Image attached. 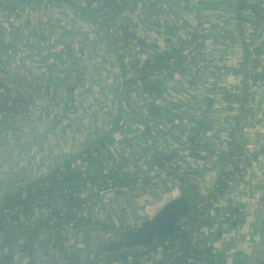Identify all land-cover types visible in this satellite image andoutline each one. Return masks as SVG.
Masks as SVG:
<instances>
[{"label":"built area","instance_id":"1","mask_svg":"<svg viewBox=\"0 0 264 264\" xmlns=\"http://www.w3.org/2000/svg\"><path fill=\"white\" fill-rule=\"evenodd\" d=\"M127 1L129 2V0ZM71 2L86 10L102 7L105 12H113L112 7L106 0H71ZM201 3L202 1L200 2V0H192L191 18L193 30L190 37L196 35L197 39L192 44L187 45L182 53L186 63L181 67L178 66L173 73L164 70L150 78V81L160 80L163 82L164 96L159 100L134 97L133 103L138 106L137 111L129 110L128 112V130L121 136L116 137L115 141L104 153L109 157L103 161L104 170L113 168V164L116 165V160L113 157L118 159L121 154L122 158L128 163H125L119 169V180H124V174H131L133 171L139 172L142 174L141 179L148 177L151 180L154 188L153 192H148L138 198L135 196L134 188L127 184L107 183L104 186H89L96 201V206L91 215L93 221L98 220L108 227L94 224L81 231L80 229L65 226L64 229L59 231V239L54 240L55 246L47 242L46 235L41 234L35 236L34 240L30 242L33 245L28 247L26 252L20 250L19 244L24 243V239L28 236L27 231L31 227H21L18 231L13 230L15 235L12 231L10 232V235L15 236L19 241H14V245L12 242L6 243L4 235L0 232V259L7 257L10 264H89L91 261L97 263L99 261L98 264H121V262L98 258L97 252L92 247L97 246L100 242L115 240L122 232L138 228L153 220L167 204L181 198L183 189L178 185L179 180L185 181L183 188L192 183L202 184L199 181L203 180L202 178L190 177L188 173L186 175L182 174L189 166H193L195 172L201 171L199 165L210 166L214 170L211 173L210 180L207 181L213 180L216 184H221L222 187H227L228 189L226 192H221V189L214 188L213 197L216 201L211 204L210 212L201 216L200 222L204 223L207 216H209L215 228L203 233L199 232V237L207 240L215 232L214 236L220 235V240L218 241L220 244L224 241V232L227 229L230 233L239 234L241 232L240 230H233V227L224 224V218L229 213H224V211H230L231 208L240 212L246 211L247 205L237 204L234 200L238 199L236 197L238 196L237 192L240 191L243 194V191L247 188L246 185L250 184L253 170L248 171L246 167L241 166L245 163H253V166L256 167L264 161V149L261 150L260 143H258L259 137L256 135L257 129L262 125V122L257 117L258 112L255 111V104L259 100L264 102V22H260L251 10L255 5L264 9V0H252L250 8L240 15L226 11L235 9L234 6H237L236 2H222L223 5H230L231 9L225 10L222 7L220 23L217 28L206 25L202 20V12L199 9ZM15 5L17 7L15 10H11L10 6V8H6L0 13V18L4 21L8 17L9 19L10 17L16 18L14 25L4 24L5 22L0 20V24L4 25L0 33V79L17 80L24 78L28 74L31 81H34L38 78L36 77L38 73L26 71L25 61L27 60L23 61L20 54L22 47H18L17 40L11 37L9 27L12 26L15 30L14 32L19 33L34 21L32 27H28L27 31L36 33L35 27L38 19L34 18L35 11L30 8H24L21 2H17ZM47 6L50 7L51 5L48 4ZM87 7H90V9ZM129 8L132 10L131 6ZM130 10L122 12L118 19L120 24H126L125 21L129 18ZM42 14L44 17L46 16L45 11ZM51 15L60 18L57 12L51 13ZM118 26L119 24L112 29L113 32H118ZM19 27L21 28L20 30H18ZM130 29L133 32L136 31L134 24L133 27L130 26ZM232 31L237 33L236 40L238 38L244 42L245 48L236 49V53L232 56V59L239 61L240 66L235 68L233 60L229 59L231 57L230 51H228L230 43L225 39H220L218 44L222 60L219 63L221 67L219 70L222 74H220V79L216 80L215 84L213 81H208L207 83V68L214 65V60L209 56L208 49L211 50L215 44L214 40L232 33ZM92 35L87 37V54H97L96 51L100 47L98 44L99 38H93ZM190 37L184 40L189 42ZM176 41L174 40V43ZM162 47V49H166V46ZM124 49L129 51L126 47H122L121 55L124 59H127L130 55ZM140 52L144 51L139 50L136 53L140 58L143 59L147 56L145 52V54H139ZM130 58L132 62L135 60L134 56H130ZM172 64L175 66V62H172ZM93 69L98 71L95 67ZM191 70L195 71V73L188 72ZM189 79H199L201 81L198 88H196L197 86L195 89L193 88V91L197 92L195 97H192L196 102L190 106H196L197 103L203 106L204 114L200 116L203 121L194 120L192 121L194 123L188 122L190 131L184 135L181 133L174 134L175 137L172 140L169 135L170 132L167 133L169 130H167L166 122H163L161 118L153 117L149 109L154 107L163 116L174 113L169 109L172 93L177 89L183 88V83L188 82ZM44 82L54 86L53 82ZM207 84L208 86H206ZM136 85L137 94H141L143 85L139 82ZM200 87L203 90L209 87L213 95H215L214 98L207 99L205 103L199 101L198 95L200 92L197 89H200ZM41 91L46 90L43 89ZM53 91V87H51L46 91L47 95L44 94L42 96L44 101L41 102V105L44 107V112L45 108L49 107V98L53 96ZM59 94L63 95L61 90ZM84 95L90 94L88 92ZM62 98L66 100L63 102L64 109L48 116L50 124L48 128L52 132L51 136L56 134V131H53V117L56 116L61 119L66 115L67 108L73 101L68 94L63 95ZM218 109H222L219 114ZM72 110L71 114L75 113L77 109ZM96 111L101 112L99 108H96ZM106 115L108 113L104 112V117ZM41 120L43 121V119ZM22 124L23 120L20 117L14 120L11 126L21 127L22 134H24L26 129ZM35 124L37 123L32 125ZM107 125L108 128H105L103 134L99 133L101 135L93 142H90L87 148L107 134L114 124L111 125L110 122H107ZM242 126L247 127L243 134H241ZM89 131H91V136L92 134L94 135L96 131L98 132V126L95 129L91 128ZM138 131H141L145 137L141 143L139 141L142 136L133 137ZM212 133H218V135H213ZM91 136L87 141L90 140ZM8 140L11 145L12 138L10 137ZM236 140L241 141L243 151L234 152L232 144ZM155 149H159L165 155L176 156L174 160L167 164V171L161 177L157 175L158 166L154 160ZM178 163L185 168L181 172L176 169ZM176 173L180 174V178L174 180ZM130 178L135 177L131 176ZM253 180L255 182L261 181L258 176H255ZM189 181L191 182L188 184ZM249 191L255 192L253 189L252 191L249 189ZM255 193L259 194L257 191ZM243 198L241 196V199ZM7 212L13 213L12 210ZM125 212L129 213V218L124 219ZM29 216V219H25L22 216L24 222L44 221L49 216V207L42 203L35 204ZM60 245L64 246L66 250L61 251L58 247ZM72 254H76L75 259L71 257ZM189 263L198 264L199 262L190 260Z\"/></svg>","mask_w":264,"mask_h":264},{"label":"trees","instance_id":"2","mask_svg":"<svg viewBox=\"0 0 264 264\" xmlns=\"http://www.w3.org/2000/svg\"><path fill=\"white\" fill-rule=\"evenodd\" d=\"M0 1V5L3 6L5 0ZM8 1L10 2L3 6L4 9L10 8V4L17 3H12L11 0ZM40 1H50L52 3L62 4L59 0ZM106 1L112 7L113 12H105L102 7L87 11H90L94 17L100 20L101 24L106 29L116 51H118L122 61L123 70L120 69L116 58L113 56L110 48H108V53L114 60L113 64L111 65V70L115 74V81H113L115 83V87L113 86L112 88V85L109 82L110 90L107 89L105 92L110 97L111 91L114 92L116 91V87L118 88L116 91V94L118 92L116 96L117 105L113 107L114 113L111 114V117L113 118L112 120H116L117 117L118 100L122 87V80L117 82L116 76H119V79H121V77L124 75L126 77V91L122 105V120L120 126L109 137L102 141L99 140L100 142L98 141L94 146L92 145L91 147L86 148L83 154L77 155L78 158L75 156L71 160L67 161L66 164L59 168L56 172L49 173L43 178H39L40 176L37 175L36 177L39 178L38 180H33L26 188H17L16 190H13L14 192H10L11 195L9 197L0 202V232L4 235L6 243L12 242L14 245V241H18L15 236L10 235L11 231H18V229L21 227H31V229L27 231L28 236L24 239V243L19 244L21 251H28V247L33 245L30 244V242L34 240L35 236L41 234L46 235L47 242L55 246L56 243L54 240L59 239V231L64 229L65 226L80 229L81 231L86 230L87 227H90L94 224L96 226L102 225L108 227L98 220L93 221V217L91 215L92 211H94V207L96 206V201L93 198L94 196L93 193H91L89 186L86 183H83L85 179L84 172L82 171L84 166H81L82 164L87 165V170L88 168L94 169L91 176L89 177V180L92 183H99V186H104L107 183L131 185L135 190V196L138 198H141L144 196V194H147L154 189L151 184V180L148 177H143V179H141L142 174L139 172L133 171L131 174H124V180L120 181L118 176H114L117 173L114 170L115 164H113V168L110 170H104L103 161L109 158L104 153L112 145L116 137L121 136L128 130V112L129 110L137 111L138 106L133 103L134 97L141 99H144L145 97L159 100L164 96L163 82L160 80L150 81V78L164 70L173 73L176 71L178 66H183V64L186 63V60L182 53L187 45L195 42L197 36L192 35L189 42L186 40H177L173 45V39L170 38L167 41L166 49H161L156 45H151L148 42L146 43V40L139 36L136 31H131L130 26L133 27V23L131 22L130 17L127 21H125L126 24L124 25L118 22L122 12L128 9L130 10V5L127 0ZM201 1L202 0H200V2ZM133 10L134 8L130 10V12ZM251 10L260 22H264V9L255 5ZM80 13L82 18L89 19L87 15L82 12ZM118 24V32H113L112 29H114V27H116ZM93 25L96 26L94 23ZM97 29L101 33L100 39L105 41L107 44L102 31L99 27H97ZM88 30L94 33L92 27L88 26ZM92 37L94 38L95 35L93 34ZM220 39L235 40L236 36H234L233 33H229ZM80 41L83 42L84 54L87 56V38ZM98 41L100 42V40ZM122 47H126L129 51L135 53L139 52V50L144 51L147 56L142 59L136 55L138 58H135V60L132 62L133 67H131L127 64V59H124L121 55ZM73 54H69V57L77 62V64H74L75 66L81 67L82 54L77 52V57H75V50ZM99 56L101 55L99 54ZM172 62H175V66L172 64ZM52 67L53 64L50 68L44 70L45 76H47L49 73L55 72V69ZM66 69L63 73V75L66 76V81L60 82L59 79H57L53 81L54 86H51L49 83H45L43 81V77L38 78V85L40 86H34L31 84L32 81L28 74L24 78L17 80L0 79V144H3V141L9 142L8 138L10 137L12 139L17 138L18 134H22L21 127L19 128L16 126H11L14 120L23 117L25 120L32 121L34 116V107L44 101L42 96L44 94L47 95L46 91H48L51 87H53L54 94L49 98V102L56 100V103L51 107H47V109L45 108V111L47 112V115L45 114L46 116L54 115L55 112L64 109V104L59 103V100L61 99L59 92L62 87H65L69 94L74 93L78 89H81V92L84 93V82L86 81V76L84 80L77 81V76L68 74L70 70L69 66ZM138 82L143 85V92L141 94H137L136 84ZM116 83L118 85H116ZM88 84L92 85L91 82H88ZM34 87H37V90H34ZM87 88L89 89L90 86H87ZM43 89L46 91H41ZM72 111L73 110H71V112ZM149 111L153 117L161 119L164 118L163 115L159 113L154 107H151ZM95 112L96 110L92 109V111H89L88 114L92 113L95 115ZM67 114L68 111L66 112V115ZM66 115H64L62 118L64 119ZM104 119L107 122H112L108 115H106ZM52 124L53 131H57L59 129V125L61 124V119H58L56 116H54ZM99 126L98 131L103 129ZM45 133L49 136L52 135V132L49 131V128L46 129ZM192 141H194V139H192ZM241 144V141L238 140L232 144L234 147V152L243 151ZM175 157L176 156L173 155H165L159 149L154 150V160L158 166L157 175L159 177H161L163 173L167 171V164L174 160ZM15 158H19V155ZM177 166L182 165L178 163L176 165V169ZM213 170L214 169L210 170L211 173ZM130 175L134 176L135 178H130ZM178 178H180V174L176 173L174 180H177ZM190 182L191 181H189L188 184ZM184 183V180H179L178 185L183 189ZM207 183H209V181H206L204 184L202 183L197 185L200 190L196 200L194 201L192 210L189 214L178 221V226H176L175 230L170 233L167 239L151 249L144 247H133L130 249V251H128L129 248L122 250L121 247L124 246L120 244L127 240L130 233L136 229L134 228L127 232H122L121 235L115 240L100 242L97 246L92 247L97 252V257L102 258L100 255H98V251H105L109 254L108 259L110 261L121 262V264H190V260H195L199 262L198 264H216L210 259L211 248L206 250L200 248V246H198L197 240L200 238L198 235L199 232L203 233L215 228L214 223L211 221L209 216H207L204 223L200 222L201 216L207 215V213L211 210V204H214L216 201V199L213 197L214 188L216 187L217 189H221V192H223L225 189H227V187H222L221 184H216V182H213L212 184ZM86 190L88 192H86ZM85 193L90 194L89 196H86L84 195ZM38 203H42L49 207V216H47L44 221L24 222L22 216L25 219H29V213H31L33 210V206ZM203 204H205V206L202 207ZM8 210H12L13 213H8ZM214 233L215 232H213V235ZM13 234L15 235L14 232ZM58 247L61 249V251L66 250V248L62 245ZM205 255L208 257H205ZM71 257L75 259L76 254H72ZM98 263L91 261L89 264ZM0 264H10L9 258L5 257V259H0ZM262 264H264V262Z\"/></svg>","mask_w":264,"mask_h":264},{"label":"rangeland","instance_id":"3","mask_svg":"<svg viewBox=\"0 0 264 264\" xmlns=\"http://www.w3.org/2000/svg\"><path fill=\"white\" fill-rule=\"evenodd\" d=\"M29 1L30 0L28 1L23 0L21 2L22 6L24 8H28L27 2ZM32 1H36V0H32ZM37 1H39L38 4L40 5L38 9L35 10L34 18L38 19V22L36 23V27H35L36 28L35 34L32 32H28V31L24 32L23 34L15 33L14 32L15 30L12 28V26H10L9 28H10L11 37L13 39L14 38L16 39V37H20L21 40L26 41V43H24L21 40H17L18 42L17 46L22 47L20 51L21 55H27L29 50L39 52L40 53L39 55L41 56H46V55L49 56L51 52L60 53L59 56H55L53 62L47 63L48 65H44L43 69H48L51 67L52 64H56V65L58 64L60 65L61 63L63 64L62 61L65 60L67 57H69V54L74 53L73 41H74V37L78 36V33L76 30V27L74 25H71V23L67 19H63V21H54L55 18L51 17V13L53 14L56 12L59 13L61 18L63 17L62 16L63 12H66V14H69L68 11H66L69 6L65 8V5L56 4V3H52L49 1V5H51L49 7L50 12L47 13V15L44 17L42 14L43 13L42 4L40 3L42 1L40 0H37ZM60 7L65 8V9L64 10L57 9ZM87 8L90 9V7H87ZM3 10H4V7L0 5V13L3 12ZM71 10L77 13V17L75 18V20L78 23H81L83 20L82 18H79V17H82L80 11L74 8H71ZM0 20L4 21L1 18ZM85 20L92 26V30H94L93 34L95 35L96 38H99L100 42L104 46L105 49H103L102 47L101 49L102 51L105 50V54L99 51V53L97 54L96 53L89 54L88 59H87L86 55L84 54L83 45H79L78 48L80 50L78 51V53L82 54V57H81L82 66L81 67L75 66L74 64H77V62L74 60L72 61L71 64H73L72 67H74L73 69H75L76 71L77 81L84 80L86 76V81L84 82L85 91H83L84 93H81V89H78L74 93L69 94L65 87H62L60 90L63 95L68 94L69 98L73 99L76 102L78 101L79 95H81L79 99H83L84 96H89V95H84L89 92L90 94L89 98L92 97L96 101L94 104L101 110V112L98 114V111H96L95 115H93L92 113L88 114L87 112L86 118L75 116L77 114L75 112L74 114H71L75 118L72 122L66 121L67 120V115H66L64 119L61 118V124L58 127L59 129L56 131V134L53 136H49L48 134L45 133L46 129L50 125L47 122L46 117L42 118L43 122L41 123V125L37 117L36 123L40 125V127L36 129V131H32V128L34 126L32 125L33 124L32 122L31 130H29L28 136L27 137L21 136L19 140H16L14 142V148L12 145H10L9 142L3 141V144H0V201L9 197L10 192H12L13 190H16L17 188H22L24 181L30 180L31 175L29 174L30 172L29 168H31V171L33 172V170L37 167L38 171L36 175H39L40 177L41 176L45 177L47 176L45 174L54 173L57 171L55 169L59 168V166L61 165L66 164L67 161L65 162L57 161L56 159L66 158L65 156H68L71 152H75L76 147H79L80 144L86 143L88 138L91 136V131L89 130L91 128L95 129L97 127L96 125H99L102 121L104 122V112L109 113L111 111L110 105L112 106V108L117 105L116 96L118 92L116 94V91L118 90V88L116 87V91L114 92L111 91L110 97L105 92L107 89L110 90L109 82L115 81V74L111 70L112 68L111 65L113 64L114 60L112 59V57H110V54L108 53V51H106L109 48V46L108 44L105 43V41L100 39L101 33L98 31L97 27L93 25L90 19L85 18ZM15 21H16V18L10 17L9 19L8 17L4 21L5 22L4 24L14 25ZM33 24H34V21L33 23L29 24V27H32ZM2 27H4V25L0 24V33L2 31ZM171 27L172 26H169L168 28L164 29L162 31L163 33L159 32V35L162 34L167 39L169 35L167 30ZM20 29L21 28L19 27L18 30ZM173 32L175 33L174 27H173ZM232 33L234 35L237 34L234 31H232ZM80 35H82V33ZM161 40L162 39L160 37V45L165 46L167 44V41L166 40L161 41ZM100 42H98L99 45H101ZM124 50L127 52L128 55L134 56L136 58L135 52L127 51L126 49ZM99 54L101 56H99ZM139 54H145V53L140 52ZM33 55H36V54H33ZM30 56L31 54L28 55V58H30ZM37 56H34V58L37 59L38 58ZM130 56L127 58L126 61L129 66L133 67L132 59L130 58ZM75 57H77V54L75 55ZM86 60L88 62L87 64H86ZM26 62L27 61H25V65L27 68L26 71H30L31 67H29V64H27ZM40 62L43 63L44 59L43 58L40 59ZM67 66H70V64L64 63L63 65H61L62 68L64 67L66 68ZM93 67H95L98 71L94 70ZM188 72L192 74L195 73V71L193 70L188 71ZM50 75H53V74L50 73ZM206 76H208L207 73H206ZM57 79H59L60 82H63V81H66V76L60 73L59 76L56 78V80ZM116 81L117 82L119 81V76H116ZM88 82H91L92 85H89ZM200 82L201 81L199 79H189L188 82L183 83L182 85L184 89V95L177 90L172 93V100L169 102V109L172 110L174 113H171L169 115H164L163 116L164 118L162 120L163 122H166V126L168 127L167 130H169L167 131V133L170 132L169 135L172 138V140L175 137L174 134L181 133L184 135L190 131V128L188 127V122L194 123L192 122L194 120L195 121L200 120V122L203 121L201 117L197 118L199 112L201 113V111H198L195 113L193 110L188 109L190 105H193L196 102L192 98V97H195V94H197L196 91H193V88L195 89L196 86H197L196 88H198ZM116 85L118 84L116 83ZM87 86H90V88L88 89ZM209 87H207L205 91L210 89ZM34 90H37V87H34ZM197 90L198 92H200V94L198 95L199 99H209V96L203 95V92H201L203 91V89L201 87L200 89H197ZM62 96H61V99L59 100L60 104L66 101L64 98H62ZM214 96L215 95H212L211 98H214ZM55 103H56V100L51 101L49 103V106L51 107ZM260 103H262L261 100H259V102L255 104L256 105L255 108L259 106ZM197 105L199 106V103H197ZM76 106H79V105L76 104ZM38 110H42V111L44 110L41 103H39L37 106L34 107V112H37ZM202 111L204 112V110ZM219 111L222 112V109H218V114H219ZM255 111L257 112L258 109H255ZM203 112L202 114H204ZM44 113L47 115L46 111ZM209 114L211 113L209 112ZM60 115H63V114H60ZM22 120H23L22 125H25L26 123H28V121L25 120L23 117H22ZM262 127H264V125H260V127L258 128L259 131H261ZM37 132H41L40 136L43 138L42 142H46V140L50 142V147L46 148L47 150H44V148L46 144H49V142L48 143L46 142V144L44 145H39L34 142L33 147H31L30 144H28V140L27 141L25 140V139H29L30 136L32 138L37 139V136H36ZM212 134L218 135V133H212ZM138 136H142V139L139 141V143H141L145 137L141 131H138L133 137L137 138ZM24 141L27 142V144H25ZM97 141H95L94 144ZM8 143H9V146H8ZM30 147H31L30 150L32 152H30L29 150ZM16 148H19V149H16ZM32 148H36V150ZM13 149H16V150H13ZM42 150H43V156L40 157L39 159V156L37 155H39V153ZM85 150L86 148L80 150L77 153V155L83 154ZM54 153H56V156H54ZM18 155L21 158L20 161H24V160L26 161V159H28V161L25 162L23 166L24 169H22V171L18 173L17 175H13V173L9 174V172H7L4 176V170H10L9 164ZM113 158L116 160V165L114 167V170L117 172L114 176H118L120 173L119 169H121V167H123L124 164L128 162L122 158L121 154L119 158L117 154L118 159H116L115 157ZM18 159L19 158H16V163L19 162ZM81 166H84L82 169V171L84 172V179H85L83 183H86L88 186H92V187L99 185V183H92L89 180V177L91 176L94 169L88 168L87 170L86 168L87 165L85 164H82ZM199 166L201 168L200 172H194L193 166H189L186 169L184 168V166H177V171L181 172L182 170L185 169V171L182 174L186 175L188 173L190 177H196V178L200 177L203 180H199V181H201L204 184L207 180H210V176H211L210 170H212V168L210 166L209 167H206L203 165H199ZM27 174L29 175L27 176ZM38 179L39 178H37L36 176H34L33 178V180H38ZM29 183L31 184V182ZM212 183H213V180H211L207 184H212ZM246 186L247 188L243 191V194H242V196L246 197V199L238 198V199H235L234 201L237 204L246 205L244 204V202L248 203L246 201L247 197L252 198L251 204L249 202L247 204L246 211H244V212L249 213V216L248 218H244L245 221L242 219L240 215L235 217L233 230L241 231L239 232L238 236L242 240L243 247H246V251L250 252L251 255H253L252 256L253 258L259 257V259L263 260L264 262V196L260 194H256L255 192H250L249 185H246ZM26 187H23V188H26ZM224 191L226 192L228 191V189H225ZM86 192L88 191L86 190ZM84 195L89 196L88 193H85ZM228 212L230 211L229 210L224 211V213H228ZM129 217H130L129 213L125 212L124 218H129ZM224 224L226 225V223ZM247 229H248V233H247ZM247 234L251 236H248ZM224 235H225V232H224ZM219 240H220V235H217V236L213 235L210 237V239H207V240L198 238L197 242H198V246H200V248L204 250L211 248L210 259L214 261V263L218 264L220 262H223L222 264H241L242 257L247 255L246 252H240L238 248H235L232 251L221 252L220 248L217 245L219 244L218 242ZM122 246H124V243H122ZM121 248L122 250L129 248L128 251H130L131 249V247H125V246ZM98 255H100L105 260H109L108 259L109 254L106 253L105 251H98ZM205 257H208V256L205 255ZM224 257H227V259L224 260Z\"/></svg>","mask_w":264,"mask_h":264},{"label":"crops","instance_id":"4","mask_svg":"<svg viewBox=\"0 0 264 264\" xmlns=\"http://www.w3.org/2000/svg\"><path fill=\"white\" fill-rule=\"evenodd\" d=\"M12 3L14 2H22L23 0H11ZM28 1V0H27ZM227 1L229 2H236L237 6H234L235 9L232 10H226V9H231L230 5H223L222 2ZM252 0H202L201 6H200V10L202 12V20L204 21V23L208 26L211 27H218V24L220 23V15L222 13V7L229 13L232 14H243L244 12H246L249 8H250V3ZM10 1L5 0V3L8 4ZM28 3V8L32 9V10H36L38 9L39 5V1H32L30 0ZM41 4H43L42 6V10L47 13L50 12L49 6H47L49 4V1H42L40 2ZM129 5L131 6V9L134 8V10L132 12H130V19L131 22L133 24H135V28H136V32L139 36L143 37L146 41V43L148 42L151 45H156L158 47H160L161 49L163 48L160 45V37L162 40H166L168 41V39L172 38V44L174 43V40H182L185 41L184 39H186L187 37H190L192 30H193V21L191 18V7H192V0H129ZM62 5V4H61ZM223 5V6H222ZM11 10H15L17 7L15 5H11ZM167 6V7H165ZM67 6H65L66 8ZM65 8H57L59 10H64ZM69 14L63 13L62 14V18H58V17H54L51 15V17L55 18L54 21H63V19H67L71 25H74L76 27L78 36L74 37V41H73V47L75 50V54H77V52L80 50L78 47L79 45H83V42L80 40H85L88 36L92 35L93 32L88 30V26L92 27L90 24H88V22H86L85 18H82V22L78 23L75 18L77 17V13H75V11H72L70 7H68L67 9ZM53 21V22H54ZM79 21V19H78ZM169 26H172L171 28H169L167 30V32L169 33L168 38L166 39L164 35L160 34L159 32L163 33L162 31L166 28H168ZM29 27V26H28ZM28 27H25L22 32H19L21 34H23L24 32H27ZM173 27L175 30V33L173 32ZM88 30V32H87ZM183 31V32H181ZM87 32V33H84ZM82 33V35H80ZM35 34V33H34ZM234 35V34H233ZM237 37V35H234ZM219 37V36H217ZM16 40H21L20 37H16ZM161 40V41H162ZM220 38H218L217 40H214L215 44L212 46L211 50L208 49L209 52V56H211L214 60V65L210 68H207V83L208 81H213V83L215 84L216 80L220 79V74H222V72L219 70L220 65L219 63L222 60V54L219 50V42ZM236 40V39H235ZM234 39H230L227 40L230 43V48L228 49V51H230L231 57L229 59L233 60L235 68H237L238 66H240V63L238 60H234L232 59V56L236 53V49H240L241 47L244 48V42H242L241 40H239L237 38V40L235 41ZM24 43H26V41L21 40ZM102 44V43H101ZM166 46V45H165ZM101 47L103 49L104 46L100 45V47L98 48V50L96 51L97 53L102 52L105 54V50L102 51ZM37 49V47H36ZM108 51V49L106 50ZM31 54L30 58H28V55ZM36 54V55H33ZM39 52H35L32 50H29L27 55H21L23 58V61L27 60V64H29V67H31L30 71L32 73H38V75L36 77L38 78H44V81H48V82H53L56 80V78L59 76V74H63L64 70L68 67H64L62 68L61 65H63L64 63L70 64L69 68V73L71 75L77 76L75 69H73L74 67L71 63H72V59L70 57H67L65 60H63V64L61 63L60 65H56L53 64V69H55V72L52 73L53 75H50V73L45 76L43 67L44 65H48L47 63H51L53 62L55 56H59L60 53H50L49 56H41L39 55ZM87 54V52H86ZM33 55V56H32ZM39 55V56H37ZM89 54H87L86 57H88ZM103 55V54H102ZM34 56H37L38 58H34ZM110 57H112L110 55ZM44 59V62H40V59ZM136 58H138L136 56ZM88 59V58H87ZM61 61V60H60ZM70 62V63H69ZM87 60H86V64H87ZM229 69V68H227ZM67 71V69H66ZM65 71V72H66ZM224 74V73H223ZM38 78L35 79L34 81H32V85H38ZM110 83L112 84V88L113 86L115 87V83L113 81H110ZM85 86V85H84ZM208 86V84L206 85ZM83 87V86H82ZM177 91L181 92L184 95V89L180 88L177 89ZM203 95H207L209 96V99L212 97L213 93L210 89L206 90L205 89L202 91ZM81 95L78 96V101H72L71 105L67 108L68 114H67V120L68 122H72L75 118L71 115V110L72 109H77L76 110V115L75 116H79V117H84L86 118V114L87 112H91L92 109L96 110V108H98L94 103L96 102L92 97L89 98V96H84L83 99H79ZM89 98V100H88ZM199 101H202L203 103H205L207 101V99H199ZM90 103V104H89ZM76 104H78L79 106H76ZM110 108L112 109L109 113L108 116L110 118V120H112L113 118L111 117V114L114 113L112 106L110 105ZM39 109V108H37ZM189 110H193L195 113L198 111H201V113L199 112L197 118H200V116L202 115V110H204L203 106L201 104L196 105V106H189L188 107ZM255 109H258V114L257 117L260 119V121L262 122V125H264L263 121H264V102L260 103L259 106H257ZM74 114V113H73ZM99 114V112H98ZM247 115V114H246ZM37 117H38V121L40 122V125L43 121H40L43 117L47 119V122L49 123V118L48 116L45 115L44 110H38L37 112H34V118L33 120H27L28 123H26L24 125L26 131L25 133L22 135L20 133V135H17V138H13L12 139V143L11 145L14 148V142L16 140L20 139V136L23 137H27L28 136V132L29 130H31V123H36L37 121ZM71 119V120H70ZM45 122V121H44ZM46 122V123H47ZM115 122V120L111 122V125H113ZM100 125V126H99ZM98 126L101 129L100 131H96L95 134L91 136L90 140L87 141L86 143L80 144L79 147H76L75 152H71L68 156H65L66 158H58L56 159L57 161H63L65 162L67 159V161L71 160L75 153L77 155V153L82 150L87 148V145L90 142H93V140H95L99 135L103 134V132L105 131V128H108L107 126V122L104 119V122L102 121ZM40 126L38 124H35L32 128V131H36V129H38ZM245 130H247L246 126H242L241 127V134H243L245 132ZM101 133V134H99ZM260 134V135H259ZM41 132H37L36 136L37 139L40 140L38 141L35 138H32L31 136L29 137V139H25L26 141L28 140V144H30L31 147H33L34 142L36 144L39 145H44L46 144V142L48 143L49 141L46 140V142H42L43 138L40 136ZM256 135H258V143H260V147L261 150L264 149V127H262L261 131L256 132ZM34 140V141H33ZM25 144H27V142L24 141ZM20 147V146H19ZM31 147L29 148V150L31 149ZM50 147V142L49 144L45 145L44 150H47L46 148ZM19 149V148H16ZM13 149V150H16ZM34 150H36V148H32ZM30 152H32L30 150ZM264 152V151H263ZM58 155V154H57ZM75 155V156H76ZM39 159L40 157L43 156V150L39 153ZM54 156H56V153H54ZM59 156V155H58ZM20 157L18 159V163H16V158H14V160L9 164L10 170H4V176L7 172H9V174L13 175H17L18 173H20L22 171L23 166L25 164V162L28 161V159H26V161H20ZM50 163V162H49ZM48 163V164H49ZM3 167V166H2ZM241 167H246L248 169V171H252V180L249 184V189H252L256 192H259L260 195L264 196V161L260 164H258L256 167L253 166V163H245L243 164ZM29 174L31 175L30 180L24 181L23 183V187L29 186V182L33 181L34 176H37V171L38 168L36 167L33 172L31 171V168ZM27 174V176L29 175ZM255 176H258L260 178V182H255L253 180V178ZM22 187V188H23ZM20 189V188H18ZM253 192V191H252ZM238 196H236L237 198H241L242 193L240 191L237 192ZM243 199H246V197H244ZM251 200L252 198H248L247 197V202L251 204ZM2 202V201H0ZM245 203L244 204H248ZM241 216L242 219L244 220V218H248L249 213L247 212H240L234 208L230 209V212L227 214V217L224 218V222L230 226L233 227L234 225V218L235 216ZM125 219V218H124ZM245 221V220H244ZM218 247L220 248L221 252H225V251H232L235 248H238L240 252H246L247 255L242 257V261L241 264H262L263 260L259 259V257L253 258L250 252L246 251V247H243L242 245V240L241 238H239L238 234L232 232L230 233L229 230L227 229L225 231V235H224V241H222ZM227 259V257H224V260ZM259 259V260H258ZM223 262H220L219 264H222Z\"/></svg>","mask_w":264,"mask_h":264},{"label":"water","instance_id":"5","mask_svg":"<svg viewBox=\"0 0 264 264\" xmlns=\"http://www.w3.org/2000/svg\"><path fill=\"white\" fill-rule=\"evenodd\" d=\"M61 1L63 5L69 6L71 8L77 9L78 11L84 13L89 17V19L96 24L97 27L100 28L103 35L105 36V39L107 41V44L113 54V56L116 58L120 69L123 70L122 67V61L120 59V55L118 51H116L106 29L101 24L100 20H98L96 17L92 15L90 11H87L86 9L81 8L79 5L69 1V0H59ZM122 79V87L120 91V97L118 100V113L116 120L114 122V125L109 130L107 134H105L102 138L99 140L102 141L109 137L111 134H113L116 129L120 126L121 120H122V105L124 101V95L126 91V77L125 75L121 77ZM98 140V141H99ZM97 141V142H98ZM99 141V142H100ZM96 142V143H97ZM95 143V144H96ZM95 144H92L93 146ZM91 145V146H92ZM89 146V147H91ZM78 158V156L76 157ZM75 158V159H76ZM65 165V164H64ZM64 165L59 166V168L63 167ZM59 168L55 169L58 170ZM49 174V173H48ZM45 174V175H48ZM44 176H41L39 178H43ZM199 188L196 183L189 184L183 188V193L180 199L171 202L167 204L157 215L156 217L151 220L150 222L146 223L143 226H140L133 230L127 240L124 242L125 247H146V248H153L165 239L168 238L171 232L175 230L176 226H178V221L185 217L187 214L190 213L194 206V201L197 198ZM188 195H187V194ZM122 245V244H120Z\"/></svg>","mask_w":264,"mask_h":264}]
</instances>
